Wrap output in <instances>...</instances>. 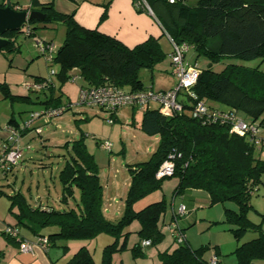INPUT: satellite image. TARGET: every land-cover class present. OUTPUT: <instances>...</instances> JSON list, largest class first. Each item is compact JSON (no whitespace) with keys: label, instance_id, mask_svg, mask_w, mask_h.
I'll return each mask as SVG.
<instances>
[{"label":"trees","instance_id":"obj_1","mask_svg":"<svg viewBox=\"0 0 264 264\" xmlns=\"http://www.w3.org/2000/svg\"><path fill=\"white\" fill-rule=\"evenodd\" d=\"M144 1L170 41L193 48L196 57L206 58L210 66L199 69L197 83L191 89L196 100L182 94L184 99L180 101V113L165 117L158 108L142 109L138 127L147 136L157 135L159 143L146 161L128 167L130 184L122 216L115 222L105 218L98 168L82 138L73 142L69 158L59 171L62 209L49 205L32 206L20 192L9 197V212L14 218V227L26 228L37 237L46 236L49 247H59L63 253H66L67 247L58 245V241L90 240L99 234L111 236L114 241L104 247L100 264H111V254L125 249L122 232L134 221L139 225L137 235L141 242L150 243L144 249L161 240L163 234L160 225L164 221L165 201L151 203L138 211L133 209V204L160 189L165 179L177 178L173 198L181 199L185 193L199 190L207 194L211 204L235 203L236 212L227 209L225 212L227 223L235 227L232 232L236 238L248 231L259 232L258 226L247 219V212L251 209L250 198L257 192L264 174V159L255 156L256 149L264 146V139L259 138L261 144L255 145L249 135L230 134L226 125L208 124L192 118L190 110L201 101L213 110L242 113L247 123H256L258 130H264V72L233 64L225 66L218 73L211 68L212 64L225 58L246 61L259 58L264 61V0H195L191 4L185 0ZM133 3L138 11L147 12L137 5V0H133ZM3 7L5 5L0 4V8ZM32 7L31 11L43 14L44 18L27 23H37L42 27L60 23L65 28L63 44L56 49L52 61L58 67L55 76L60 85L77 75L84 84L80 88L112 86L121 90L141 91L146 88L139 79V72H151L153 65L166 56L159 39L150 38L128 48L97 30L82 28L71 15L55 12L51 4L33 3ZM22 29L5 32L1 36L9 44L0 52L15 50L13 40L17 34L23 33ZM27 30V36H32L29 25ZM73 71L77 73L73 74ZM46 80L35 78L38 83ZM0 91L3 100L32 103L29 95L12 94L4 83H0ZM53 92L54 86L50 83L37 93L45 98L38 100L35 97V102L42 104L44 110L60 107V96L54 97ZM212 104L224 106L225 109ZM11 123L18 126L13 118L8 122ZM166 161L173 163V173L157 179L156 174ZM76 193L78 200H75ZM70 200L74 201L73 206H69ZM173 219L172 212L170 222ZM47 228L52 231L43 233L42 230ZM179 231L183 234V241L177 243L172 232L177 246L172 251L160 252L157 264H209L210 258L204 257L209 249L204 246L198 249L190 247L184 230L179 228ZM121 237L123 241L118 245L117 240ZM6 240L17 243L8 237ZM141 244L131 249L133 258L144 255ZM235 255L238 264H253L254 260L264 259V236L258 233L257 238L238 246ZM67 264L95 263L87 248L81 247Z\"/></svg>","mask_w":264,"mask_h":264},{"label":"rangeland","instance_id":"obj_2","mask_svg":"<svg viewBox=\"0 0 264 264\" xmlns=\"http://www.w3.org/2000/svg\"><path fill=\"white\" fill-rule=\"evenodd\" d=\"M191 4L195 0H185ZM27 25L32 29L33 35L27 36ZM23 33L14 38V51L0 52V83L7 85L12 94L29 95L32 103L11 102L5 100L0 102V113L6 114L3 126H6L13 118L14 123L8 124L11 129L20 131L24 129L25 123L30 122V127L25 134L19 135L18 142L22 149L21 158L16 166L3 176L0 173V225L1 229L5 223L14 224V218L9 212L10 196L20 192L32 206L38 201L42 204L48 203L55 209H62L60 203L61 186L58 180L66 159L69 158L71 146L75 140L82 138L86 150L94 158L98 168V177L102 187V209L105 218L109 221H117L124 211L125 199L130 184L128 167L138 162L146 161L156 149L158 136H147L139 129L143 111L137 110L136 121L129 114L112 118L109 113L99 108H91L78 105V95L83 80L78 77L75 82L67 80L60 86L61 102L71 105L70 109L62 115L46 120L41 116L32 120L33 114H41L44 110L42 104L35 102L43 100V94L31 93L24 85L35 82V78H53L57 81L52 71L57 72L58 67L54 63H46L35 42L52 43L59 48L64 41L65 28L60 23L47 24L46 27L37 23H27L23 27ZM159 44L166 54L165 58L153 65L152 71L141 70L139 79L144 87L172 88L176 80L172 76L170 54L172 45L165 35L159 39ZM186 65L197 69H204L210 63L204 57H196L193 48H189L184 57ZM237 65L242 68H258L264 72V61L257 59L240 60L225 58L211 65L214 72H220L227 65ZM1 95V91H0ZM2 96V95H1ZM180 94L177 100L183 101ZM35 102V103H34ZM216 108L225 109L224 106L212 104ZM157 105L151 103L148 109H156ZM237 116L248 121L242 113ZM15 126V127H14ZM39 130V132H38ZM25 131V130H24ZM257 138L264 139V130L259 129ZM110 143V152L101 148V144ZM255 151L257 158L264 159V146ZM178 185L177 178L165 179L161 188L141 198L133 204V209L138 211L145 206L165 201L166 211L163 217V225L160 230L163 234L161 240L154 246L143 250V256L133 258L131 249L134 245L142 243L137 235L139 225L132 222L124 228L122 234L125 237V249L113 252L111 264H157L159 253L172 251L177 243L173 241L172 232L168 226L172 212L177 210L181 203L186 207V214L177 218V224L184 230V236L190 247L198 249L207 247L205 258L216 254L223 264H238L235 250L238 246L258 237V233L264 236V174L260 178L257 192L250 198L251 209L247 212V219L251 224L258 226V231H248L236 238L232 232L235 227L227 223L225 210L237 211V205L233 202L210 203L204 191L196 194L187 192L180 199L173 198V192ZM2 192V193H1ZM78 200V193L75 194ZM74 201H69L73 206ZM21 234H27L23 227H19ZM2 230H0L1 232ZM49 228L42 232L48 234ZM29 233V232H28ZM31 235V234H30ZM123 237L117 240L118 245ZM0 233V241H4ZM114 239L107 234H99L90 240L58 241V245L67 247L66 254L61 255L57 264H67L73 254L81 247L87 248L95 264H100L102 251L105 246L113 243ZM142 245V244H141ZM253 264H264V259H257Z\"/></svg>","mask_w":264,"mask_h":264},{"label":"built area","instance_id":"obj_3","mask_svg":"<svg viewBox=\"0 0 264 264\" xmlns=\"http://www.w3.org/2000/svg\"><path fill=\"white\" fill-rule=\"evenodd\" d=\"M172 3V1H170ZM137 5L143 7L148 13L151 11L148 9L144 0H137ZM28 35V30H27ZM170 41V39H169ZM172 45V52L170 54V61L172 67V76L175 78L176 83L173 88L166 91H153L151 89H144L141 91H126L117 89L112 86H100V87H85L79 89L78 105L99 108L107 113H115L116 111L126 107H137L144 109L149 104L154 103L157 105L159 112L165 116L170 117L173 114L180 113L182 111V104L177 100L180 94H185L192 100H196L195 95L191 92V89L196 85L198 76L200 74L199 69L194 66L186 65L184 63V57L189 49L185 44L177 45L170 41ZM36 48L39 50L40 56L43 57L46 63H52L56 48L52 43L35 42ZM52 74L55 75L54 71ZM78 79L77 75H73L69 78V81L75 82ZM51 81L47 79L42 82H34L29 85H25V88L30 92H41L46 89ZM52 84V83H51ZM71 105H64L57 108H49L43 110L41 114H33L32 120L41 116H45L46 120H50L53 117H57L66 112L67 108L70 109ZM192 118L201 119L205 123H219L228 126L230 134H236L239 136L249 135L255 145H260L261 140L257 138L258 127L256 123H247L240 119L234 111H221L208 108L203 102L198 101L190 110ZM30 127V122L25 123L24 129ZM8 144L5 145L0 151V171L7 170L9 167L16 166L18 160L21 158L22 149L19 145L18 138L20 131L9 128L8 130ZM39 132V130H38ZM110 143L101 144V148L107 152H110ZM173 173V163L170 161L164 162L157 174L156 178L161 179L169 177ZM174 219L168 224L171 232L174 233L177 243L183 241V234L179 231L177 218L186 214V207L180 205V207L173 211ZM5 234L11 239H15L19 246V252L31 253L35 247L42 250H47L49 247V241L46 236H38L34 241H28L20 239L18 231L15 228L6 227ZM150 243L143 241L141 247H149ZM209 264H221L217 257L213 255L209 259Z\"/></svg>","mask_w":264,"mask_h":264},{"label":"crops","instance_id":"obj_4","mask_svg":"<svg viewBox=\"0 0 264 264\" xmlns=\"http://www.w3.org/2000/svg\"><path fill=\"white\" fill-rule=\"evenodd\" d=\"M33 3L38 5L51 4L55 12L62 15H71L73 20L82 28L97 30L104 35L115 38L128 48H133L150 38L160 39L164 35L161 26L153 15L146 11H138L134 6L133 0H0V4L5 5V7H12L15 11L31 12ZM72 73L76 74L77 72L73 71ZM49 80L54 86L53 96H60L58 103L60 106L64 105L61 102L62 94L60 93V86L58 87L57 85L58 80L56 81L53 78ZM81 86H84V84ZM145 88L148 89L147 87ZM149 89L153 90V88ZM169 89L171 87L167 89L158 88L153 91H166ZM123 90L128 91V89ZM43 97L45 98L44 95ZM2 101L5 100L0 95V102ZM137 110H139L137 107L122 108L113 113L111 117L117 119L119 116H124L125 113L129 114L133 121H136ZM5 118L6 114L0 113V151L8 144L9 134L7 130L10 127L8 124L3 126ZM21 132L25 134L26 130H21ZM11 169L12 167H9L5 172L0 171V173L6 176ZM197 192L199 190L189 191L190 196ZM38 205L44 206L40 200L36 206ZM45 205H48V203ZM3 223L5 226L1 229L0 225V230H2L0 233L5 240L0 241V264H57L61 255L64 256L66 254L63 253L61 248L52 246L47 250L35 247L31 253H21L19 252L18 243L8 242L6 240L8 236L4 232L6 227L15 228L14 224L5 223V220H3ZM15 229L18 231L20 239L34 241L37 237L26 228L24 229L29 232H27L28 235L21 234L19 227ZM213 255H210L209 258ZM218 261L223 264L221 260L218 259Z\"/></svg>","mask_w":264,"mask_h":264},{"label":"water","instance_id":"obj_5","mask_svg":"<svg viewBox=\"0 0 264 264\" xmlns=\"http://www.w3.org/2000/svg\"><path fill=\"white\" fill-rule=\"evenodd\" d=\"M42 18L44 15L37 11L26 12L15 11L10 7L0 8V50L9 44L7 40L1 38L5 32L20 30L28 21Z\"/></svg>","mask_w":264,"mask_h":264}]
</instances>
